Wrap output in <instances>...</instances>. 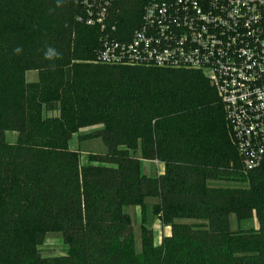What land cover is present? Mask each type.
I'll return each instance as SVG.
<instances>
[{"label":"trees","instance_id":"obj_1","mask_svg":"<svg viewBox=\"0 0 264 264\" xmlns=\"http://www.w3.org/2000/svg\"><path fill=\"white\" fill-rule=\"evenodd\" d=\"M82 14L77 0H0V264H264V162L244 169L208 78L99 61L103 33ZM89 127L80 140L107 151L83 163L70 141ZM149 198L170 233L156 244L143 225L137 250L126 208ZM231 215L258 226L234 230ZM53 232L67 249L45 256Z\"/></svg>","mask_w":264,"mask_h":264},{"label":"built area","instance_id":"obj_2","mask_svg":"<svg viewBox=\"0 0 264 264\" xmlns=\"http://www.w3.org/2000/svg\"><path fill=\"white\" fill-rule=\"evenodd\" d=\"M101 62L203 72L245 170L264 162V0H77ZM124 7V8H123ZM122 9L133 11L131 31Z\"/></svg>","mask_w":264,"mask_h":264},{"label":"rangeland","instance_id":"obj_3","mask_svg":"<svg viewBox=\"0 0 264 264\" xmlns=\"http://www.w3.org/2000/svg\"><path fill=\"white\" fill-rule=\"evenodd\" d=\"M27 81H35L38 79V73L36 71H28L26 73ZM96 127H89L79 130L75 133L70 141V147L79 152L81 156V161L83 163H87L89 161L90 155L94 153H104L107 151L106 145L100 138H91L87 140H80L79 136L83 134L90 133ZM5 138L8 142H15L17 139V133L13 131H8L5 134ZM142 170L144 173L155 175L156 173H160L163 170V165L161 163L154 164H143ZM218 185H241L239 183H216ZM156 202V199L149 198L147 200V205L142 210L140 207H127L126 211L130 214L134 230H135V238H136V247L137 250H140V234L141 227L143 225L150 226L154 232L155 243L159 244L162 240V237L166 233H170L169 226L163 225L160 220L154 216L152 213V204ZM194 222V221H193ZM230 226L232 229H240V228H257L258 221L256 218L248 219V220H238L234 215L230 217ZM67 246L63 241L62 233L53 232L47 234L44 243L41 246V250L43 255L45 256H53V255H61L66 252Z\"/></svg>","mask_w":264,"mask_h":264},{"label":"clouds","instance_id":"obj_4","mask_svg":"<svg viewBox=\"0 0 264 264\" xmlns=\"http://www.w3.org/2000/svg\"><path fill=\"white\" fill-rule=\"evenodd\" d=\"M17 51H19V49H17ZM57 56H58V53L52 48H49L46 52V58L47 59H52V58L57 57Z\"/></svg>","mask_w":264,"mask_h":264},{"label":"crops","instance_id":"obj_5","mask_svg":"<svg viewBox=\"0 0 264 264\" xmlns=\"http://www.w3.org/2000/svg\"><path fill=\"white\" fill-rule=\"evenodd\" d=\"M10 143H13V142H10ZM161 163V162H159V161H142V165L143 164H154V163ZM162 165H163V170H162V172H160V173H156V174H161V173H163V171H164V164L163 163H161ZM142 172H143V170H142ZM144 173V172H143ZM145 174H147V173H145ZM155 174V175H156ZM147 175H151V174H147ZM170 228V227H169ZM169 233H166L165 235H168Z\"/></svg>","mask_w":264,"mask_h":264}]
</instances>
